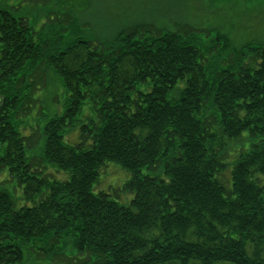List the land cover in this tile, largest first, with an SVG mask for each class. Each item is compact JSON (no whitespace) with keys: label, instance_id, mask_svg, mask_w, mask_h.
<instances>
[{"label":"trees","instance_id":"16d2710c","mask_svg":"<svg viewBox=\"0 0 264 264\" xmlns=\"http://www.w3.org/2000/svg\"><path fill=\"white\" fill-rule=\"evenodd\" d=\"M49 14L0 9V264H264V45ZM107 163L129 204L94 192Z\"/></svg>","mask_w":264,"mask_h":264},{"label":"rangeland","instance_id":"374dc122","mask_svg":"<svg viewBox=\"0 0 264 264\" xmlns=\"http://www.w3.org/2000/svg\"><path fill=\"white\" fill-rule=\"evenodd\" d=\"M1 8L26 18L37 29L46 19L53 17L49 14L51 11H68L89 23L92 33L100 35L141 26L173 31L186 27L196 29L200 36L216 39L221 44L230 42L236 49L248 44L264 45V0H0ZM219 36L220 41L217 40ZM50 89L52 93L45 97L46 106L53 111H62L60 104L52 102L53 96L62 100L65 95L61 80L55 78ZM78 141L79 128L69 130L64 142L73 145ZM103 170L94 192L110 193L118 202L129 204L134 197L124 189L129 173L114 163L105 164ZM227 171L230 186L232 165ZM0 189L9 191L16 203L23 206V187L7 169L0 170ZM25 257V264H50L34 254L30 258L27 254Z\"/></svg>","mask_w":264,"mask_h":264}]
</instances>
